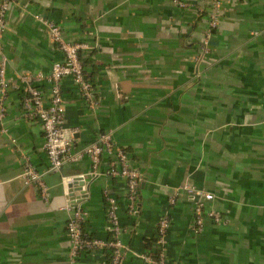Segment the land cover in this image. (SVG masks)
Instances as JSON below:
<instances>
[{
    "label": "crops",
    "instance_id": "crops-1",
    "mask_svg": "<svg viewBox=\"0 0 264 264\" xmlns=\"http://www.w3.org/2000/svg\"><path fill=\"white\" fill-rule=\"evenodd\" d=\"M1 1V0H0ZM16 0L2 47L7 77L47 72L60 53L35 14L58 23L64 37L82 41L93 108L70 78L61 82L65 133L76 150L112 130L141 175L129 212L123 181L89 176L86 156L46 173L50 199L21 177L22 153L39 172L48 168L40 125L24 117L21 92L10 87L0 124V264H66L68 197L62 176H83L88 237H111L104 190L118 201L125 231L123 264H150L154 234L168 198L189 183L214 194L206 207L219 223L192 231V201L181 193L169 211L167 257L177 264H264V0H221L220 21L200 58L210 0ZM198 59V60H197ZM49 95V85L39 84ZM5 131H2V130ZM78 194V192H75ZM107 250L79 256V264H106Z\"/></svg>",
    "mask_w": 264,
    "mask_h": 264
},
{
    "label": "built area",
    "instance_id": "built-area-1",
    "mask_svg": "<svg viewBox=\"0 0 264 264\" xmlns=\"http://www.w3.org/2000/svg\"><path fill=\"white\" fill-rule=\"evenodd\" d=\"M15 2L16 0L0 1V124L3 125L6 118L8 90L10 87L17 88L21 92L20 105L24 117L37 122L43 131V149L49 163L45 172H39L34 168L30 158L22 153V179L26 184L34 185L39 197L46 203L50 199L49 187L44 179L46 173H59L65 164L78 162L86 156L90 160L89 176L94 178L101 174L100 162L102 156L106 154L109 157V164L104 174L123 181L125 195L130 203L129 212H134L136 208L134 202L141 180L140 171L126 151L114 142L113 131L101 132L94 141L78 150L74 148L72 138L65 133V109L61 90L63 79L70 78L85 103L91 108L95 106L91 84L85 78L84 67L79 56L81 52L89 50L90 45L82 41L67 40L58 23L40 14H35V20L46 30L60 53V58L52 62L47 72H22L18 74L17 80L12 82L6 74L8 57L2 47V41L6 33L8 11ZM170 2L178 9H185L188 6L185 0H170ZM220 6L221 0H210L208 4L206 28L199 59L208 51V42L219 25ZM40 83L49 85V95L45 94ZM79 177L84 179L83 176ZM74 178L75 176L61 177L62 186L68 197L67 202L60 207V210L67 216L66 235L69 249L66 264H79V256L94 250H107L106 264H123L126 248L121 240V234L125 228L121 225L117 213L118 201L107 190H104L106 217L111 237L108 239L88 237L83 228L87 212L79 206V202L74 205L69 196L68 184ZM181 193L188 194L193 204V232L200 233L206 219L215 223L222 220L219 212L206 207V202L214 199V194L195 188L189 183H184L175 189L168 198V205L174 206ZM169 226L170 219L168 214L164 213L159 217L156 227L157 255L152 257L151 254L147 256L141 254V257L150 264H177L167 257L166 234Z\"/></svg>",
    "mask_w": 264,
    "mask_h": 264
},
{
    "label": "water",
    "instance_id": "water-1",
    "mask_svg": "<svg viewBox=\"0 0 264 264\" xmlns=\"http://www.w3.org/2000/svg\"><path fill=\"white\" fill-rule=\"evenodd\" d=\"M85 184L86 182L84 179L79 176L75 177L73 181L68 184L70 200L74 205L87 195V189L83 188ZM75 192H79V194H75Z\"/></svg>",
    "mask_w": 264,
    "mask_h": 264
},
{
    "label": "trees",
    "instance_id": "trees-1",
    "mask_svg": "<svg viewBox=\"0 0 264 264\" xmlns=\"http://www.w3.org/2000/svg\"><path fill=\"white\" fill-rule=\"evenodd\" d=\"M206 16V15H205ZM55 22V21H54ZM201 49V48H200ZM201 51V50H200ZM79 56H81V55H79ZM81 59V58H80ZM82 65H83V67H84V75L86 76V75H88V72H89V69H87V65H88V63L87 62H82ZM87 80V79H86ZM88 81V80H87ZM89 82V81H88ZM90 83V82H89ZM91 84V83H90ZM33 164V163H32ZM174 206H169L168 205V203H167V210L164 212V213H167L168 214V217H169V211H171V209L173 208ZM193 210V209H192ZM163 213V214H164ZM162 214V215H163ZM170 219V218H169ZM170 225H171V222H170ZM170 227V226H169ZM169 229V228H168ZM193 231V230H192ZM167 232H168V230H167ZM155 240H156V229H155V234H154V244H155V250L153 251V253H152V257H155L156 255H157V250H158V247H157V245H156V243H155ZM86 253H88V252H86ZM170 260V259H169ZM171 261H173V260H171ZM175 262V261H174Z\"/></svg>",
    "mask_w": 264,
    "mask_h": 264
}]
</instances>
